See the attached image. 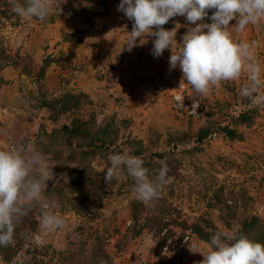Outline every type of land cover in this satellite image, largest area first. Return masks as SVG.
<instances>
[{
    "label": "rangeland",
    "instance_id": "rangeland-1",
    "mask_svg": "<svg viewBox=\"0 0 264 264\" xmlns=\"http://www.w3.org/2000/svg\"><path fill=\"white\" fill-rule=\"evenodd\" d=\"M79 2L55 0L51 14L40 21L17 15L11 0H0V149L32 145L53 173L42 201L28 206L16 222L14 242L9 248L0 246V264H179L173 251L190 230L196 252L185 264H192L197 253L202 261L209 242L193 231L195 222H211L215 228H205L210 236L216 231L231 235L252 215L264 222V107L240 95L249 83L247 73L196 95L182 81L179 67L170 70L169 50L160 57L152 54L154 37H145L143 44L138 38L127 50L133 22L117 10L120 0H99L89 20L81 16ZM213 11L208 10L209 17ZM235 23L229 26L233 38L255 42L253 51L264 73V21L239 33L232 28ZM163 27H176L180 44L189 25L176 16ZM45 60L49 63L43 69ZM259 91L264 93V86ZM66 93L87 97L79 115H92L96 126L113 119L121 128L116 146L83 165L77 156L69 158L71 151L55 130L71 115L54 122L42 105ZM242 111L252 114L251 125H236ZM226 126L236 129L237 138L226 136ZM202 129L208 132L199 140ZM43 130L56 136L40 135ZM132 140L141 142V154ZM156 152H167L168 182L158 198L143 202L137 223L148 226L133 237L130 203L140 200L126 171L106 182L108 156L142 158L151 178L162 166L152 157ZM83 168L95 186L71 193L68 184ZM42 202L64 221L54 232L40 228ZM154 216L166 224L161 233ZM163 236L167 238L160 246Z\"/></svg>",
    "mask_w": 264,
    "mask_h": 264
},
{
    "label": "clouds",
    "instance_id": "clouds-1",
    "mask_svg": "<svg viewBox=\"0 0 264 264\" xmlns=\"http://www.w3.org/2000/svg\"><path fill=\"white\" fill-rule=\"evenodd\" d=\"M11 3L17 15L43 21L51 14L55 0H23V3L11 0ZM117 10L133 22L126 43L128 51L136 46L138 38L143 44L145 37H154L152 54L160 57L169 50L170 70L179 67L182 81L196 95L207 94L211 87L235 81L247 73L249 83L240 89V95L256 107H264V93L259 91L264 86V73L253 51L255 42L237 41L229 30L233 20L236 33L264 21V0H120ZM208 10H214L210 17ZM176 16L185 17L189 25L180 44L176 41L177 28L163 27ZM205 18L212 22L203 23ZM44 161L45 157L32 145L21 150L0 149V246L14 242L18 219L26 215L28 206L42 201L47 181L53 175ZM108 161L106 182L126 171L134 181L136 199L144 203L158 198L168 182L166 162L150 178L149 169L140 157L110 154ZM40 207L42 230L54 232L63 226V219L51 210L49 203L42 202ZM201 254L199 264H264V243L249 239L239 229L231 235L216 231L210 237L208 251Z\"/></svg>",
    "mask_w": 264,
    "mask_h": 264
},
{
    "label": "trees",
    "instance_id": "trees-1",
    "mask_svg": "<svg viewBox=\"0 0 264 264\" xmlns=\"http://www.w3.org/2000/svg\"><path fill=\"white\" fill-rule=\"evenodd\" d=\"M82 1L83 3L79 2L81 16L89 20L91 19L90 12L93 11L99 0ZM17 2L23 3V0H17ZM48 63L49 61L45 60L42 68L44 69ZM85 100L87 101L88 99L82 93H66L62 97L42 101V105L47 107L50 112L49 119L54 122H57L61 116L71 115V119L68 123L62 124L60 129L55 130L56 132H61L67 148L71 151L68 155L69 158L72 159L77 156L80 159L79 163L82 165L86 163L87 158L94 157L116 146L120 139L121 132L120 126L113 119L107 120L101 126H96L92 115H89L87 118L79 115L82 112ZM252 122V114H249L247 111H242L236 118V125L246 124L249 126ZM223 130L230 139H235L238 136L236 129L233 127L226 126L223 127ZM53 132L47 133L43 130L40 132V135H48L49 138L55 137L56 134ZM207 132V129H202L199 133V140L205 139ZM130 142L138 145L139 149L137 152L141 154V142L138 140H132ZM49 152V149L45 150L44 154L47 155ZM152 157L157 158L158 162H169L167 152H156L152 154ZM85 186L94 187L95 181L92 180L90 173H88L86 169H78L75 172V176L72 177L68 184L69 190L71 193L81 194L83 192L82 188ZM143 204L142 201L137 200L131 201L130 203L132 221H134L133 226L130 228V233H132L131 235L133 237L140 235L145 226H148L145 224L139 226L137 223V214ZM202 222H204L206 226H202L201 222H195L192 225L193 231L200 239L208 241L211 236L205 228L213 229L215 227L207 220H202ZM153 224L157 226V232L159 233H161L162 229L166 226V224L161 223V219L157 216L153 217ZM228 227H230L229 224ZM236 229H239V231L249 239L264 243V222L258 216L252 215L244 218ZM166 238L167 236L160 238V246L164 244ZM12 254L13 253H9V257Z\"/></svg>",
    "mask_w": 264,
    "mask_h": 264
},
{
    "label": "built area",
    "instance_id": "built-area-1",
    "mask_svg": "<svg viewBox=\"0 0 264 264\" xmlns=\"http://www.w3.org/2000/svg\"><path fill=\"white\" fill-rule=\"evenodd\" d=\"M169 243H171V240H168V244L164 246L165 250L168 249ZM194 246V233L191 230L177 240L176 248L173 252L177 255L179 264L186 263L188 256L194 251Z\"/></svg>",
    "mask_w": 264,
    "mask_h": 264
},
{
    "label": "crops",
    "instance_id": "crops-1",
    "mask_svg": "<svg viewBox=\"0 0 264 264\" xmlns=\"http://www.w3.org/2000/svg\"><path fill=\"white\" fill-rule=\"evenodd\" d=\"M196 256L198 257L199 254L197 253ZM196 256H195V258L193 257L194 259L192 260V264H199L200 261L197 260L198 258L196 259Z\"/></svg>",
    "mask_w": 264,
    "mask_h": 264
}]
</instances>
